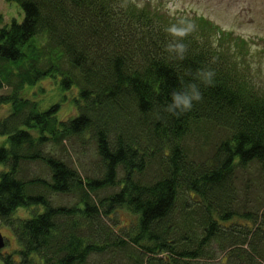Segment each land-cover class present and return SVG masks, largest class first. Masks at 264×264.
Returning <instances> with one entry per match:
<instances>
[{
  "label": "trees",
  "instance_id": "trees-1",
  "mask_svg": "<svg viewBox=\"0 0 264 264\" xmlns=\"http://www.w3.org/2000/svg\"><path fill=\"white\" fill-rule=\"evenodd\" d=\"M6 1L24 13L11 24L0 14V90L10 87L0 94V220L17 237L18 264H264V195L248 209L237 188L240 170L264 177V58L248 39L203 15H174L163 0ZM182 18L196 31L181 61L166 51L165 29ZM205 67L216 76L201 85L202 102L163 113ZM45 80L76 91L78 114L60 118L61 101L41 107L28 89ZM195 136L214 145L209 156L194 157ZM76 137L95 142L97 175L59 156ZM36 162L48 176H25ZM53 193L77 201L55 205ZM21 209L31 216L15 217ZM122 210L135 222L111 227ZM11 256L0 252V264Z\"/></svg>",
  "mask_w": 264,
  "mask_h": 264
},
{
  "label": "rangeland",
  "instance_id": "rangeland-1",
  "mask_svg": "<svg viewBox=\"0 0 264 264\" xmlns=\"http://www.w3.org/2000/svg\"><path fill=\"white\" fill-rule=\"evenodd\" d=\"M137 1L142 5V1L144 0ZM162 5L163 8L165 7L174 15H186L193 20L200 15L205 16L216 25L234 32L233 37L240 36L248 39L253 46V51L262 55H259L257 58H264V0H163ZM0 14L4 16V24H11L13 19H16L18 22L24 19V13L21 7L15 2L10 3L6 0H0ZM211 40L215 41L213 37H211ZM256 45L260 47L255 48ZM260 78L264 79V74ZM9 90L10 87L2 89L0 90V94L6 93ZM28 93L33 94L32 97L40 102L42 108L61 101L62 105L58 116L62 119L78 114V110L74 109L71 101L73 95H76V91L65 92L61 88L58 80L56 83L51 80H45L33 88H29ZM63 95L66 96L68 101L66 99L63 100ZM213 134L214 136L211 138V141L215 144L219 142L223 136V132L219 131L218 133L215 131ZM204 138V136H195L189 141L188 145L196 159L209 156L213 150L214 145L208 146L209 144H207L206 148L208 150L204 148ZM4 139L5 137H0V145ZM66 143V150L62 151L60 149L59 156L66 158L71 165L77 166L83 177L97 175L100 166L104 165V163L101 161L99 152L96 150L95 142L78 139L76 137L70 141H66ZM27 167H29L25 174L27 178L37 174L49 175V170L42 168L43 165L41 162L27 164ZM2 169H5V166L0 164V170ZM237 188L241 189L240 199L242 203H246L247 208L250 209L252 204L255 203L253 197L264 195V177L259 172L257 166L239 171ZM117 189L118 186H112L100 191L99 195H106ZM51 200L55 205L70 206L77 201V197L72 193H53ZM26 216H31V214L28 210L24 209L19 210L15 214V217ZM135 220L136 217L134 215L122 210L119 214L115 213L113 218L107 219V222L111 227L125 230L126 227H131ZM0 232L4 238V246L0 247V252L3 255L11 254L12 259H14L11 264H18L19 256L16 254V251L20 248V245L17 237L11 228L1 220ZM104 257L109 258V255L106 254ZM104 257L95 255V260L99 262ZM116 261L118 263L120 261L126 262L121 257H117Z\"/></svg>",
  "mask_w": 264,
  "mask_h": 264
},
{
  "label": "clouds",
  "instance_id": "clouds-1",
  "mask_svg": "<svg viewBox=\"0 0 264 264\" xmlns=\"http://www.w3.org/2000/svg\"><path fill=\"white\" fill-rule=\"evenodd\" d=\"M165 31L171 37L166 45V51L177 60H184L188 52V45L184 42L196 31V25L186 18L170 24ZM216 73L205 67L196 71L193 80L198 82L182 83L181 87L170 93L169 101L161 111L171 116H181L193 110L196 103L203 100L201 85L212 87Z\"/></svg>",
  "mask_w": 264,
  "mask_h": 264
},
{
  "label": "water",
  "instance_id": "water-1",
  "mask_svg": "<svg viewBox=\"0 0 264 264\" xmlns=\"http://www.w3.org/2000/svg\"><path fill=\"white\" fill-rule=\"evenodd\" d=\"M3 246H4V238H3L2 233L0 232V247H3Z\"/></svg>",
  "mask_w": 264,
  "mask_h": 264
}]
</instances>
